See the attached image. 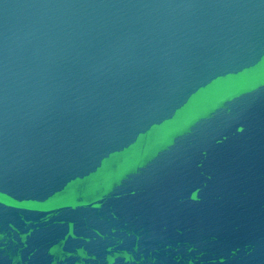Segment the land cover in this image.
I'll return each mask as SVG.
<instances>
[{
	"label": "water",
	"instance_id": "water-1",
	"mask_svg": "<svg viewBox=\"0 0 264 264\" xmlns=\"http://www.w3.org/2000/svg\"><path fill=\"white\" fill-rule=\"evenodd\" d=\"M0 264H264V0H0Z\"/></svg>",
	"mask_w": 264,
	"mask_h": 264
}]
</instances>
